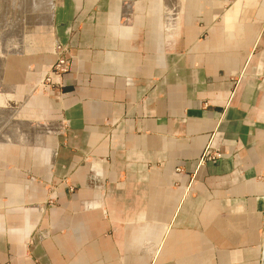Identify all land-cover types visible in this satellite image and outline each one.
Returning a JSON list of instances; mask_svg holds the SVG:
<instances>
[{"label": "crops", "instance_id": "obj_1", "mask_svg": "<svg viewBox=\"0 0 264 264\" xmlns=\"http://www.w3.org/2000/svg\"><path fill=\"white\" fill-rule=\"evenodd\" d=\"M52 38L70 72L33 93ZM28 45L0 264H264V0H59Z\"/></svg>", "mask_w": 264, "mask_h": 264}, {"label": "rangeland", "instance_id": "obj_2", "mask_svg": "<svg viewBox=\"0 0 264 264\" xmlns=\"http://www.w3.org/2000/svg\"><path fill=\"white\" fill-rule=\"evenodd\" d=\"M58 2L59 0H0V88L2 90H4L2 76L5 60L12 56H26L27 46H29L28 40L32 31L49 28L51 14ZM56 44L63 45L52 38L53 59H55L54 48ZM63 46L67 47L66 45ZM40 90L36 85L33 93ZM7 106L11 107L10 103L7 105L3 103L0 106V141H6L12 137L14 134L11 132L12 126L16 128L15 136L17 135V137H20L18 132L23 128L20 123H14L19 122L17 119H10L12 114L7 113ZM47 201L51 202L49 199Z\"/></svg>", "mask_w": 264, "mask_h": 264}, {"label": "built area", "instance_id": "obj_3", "mask_svg": "<svg viewBox=\"0 0 264 264\" xmlns=\"http://www.w3.org/2000/svg\"><path fill=\"white\" fill-rule=\"evenodd\" d=\"M55 59L50 71L37 84L39 89H49L60 91L63 87L64 77L70 72V64L68 60V48L56 44L54 48ZM221 158L217 151L206 150L198 161V165L208 162H216ZM180 172V169L177 170Z\"/></svg>", "mask_w": 264, "mask_h": 264}]
</instances>
